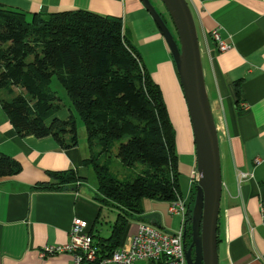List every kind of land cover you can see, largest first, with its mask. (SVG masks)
Wrapping results in <instances>:
<instances>
[{
	"label": "crops",
	"instance_id": "obj_1",
	"mask_svg": "<svg viewBox=\"0 0 264 264\" xmlns=\"http://www.w3.org/2000/svg\"><path fill=\"white\" fill-rule=\"evenodd\" d=\"M185 1L194 21L218 140V264H264L259 213V205L264 204V0ZM0 5L27 16L86 10L120 19L123 35L134 46L151 80L162 94H175L173 105L168 96L163 94V98L175 133L179 187L187 204L192 187L188 179L195 169L188 116L169 51L139 0H0ZM212 30L229 45L226 51L216 49L209 37ZM236 82L240 83L238 97L234 94ZM174 113L180 123L172 121ZM0 154L21 167L18 174L0 178V264H70L67 253L40 257V252L45 246L66 244L74 218L83 221L86 230L92 228L94 235L107 237L109 224L105 235L94 231L100 206L82 190V182L88 177L87 166L82 165L88 154L85 140L80 138L74 148L62 150L50 137H20L0 108ZM65 170H72L80 178L78 184L53 192L31 189L36 183L48 181L47 171ZM239 172L251 176L238 182ZM142 209L143 213L127 224L118 248L141 222L167 232L180 225L181 217L170 214L167 203L144 199Z\"/></svg>",
	"mask_w": 264,
	"mask_h": 264
},
{
	"label": "trees",
	"instance_id": "obj_2",
	"mask_svg": "<svg viewBox=\"0 0 264 264\" xmlns=\"http://www.w3.org/2000/svg\"><path fill=\"white\" fill-rule=\"evenodd\" d=\"M157 13L177 44L167 13ZM28 16L27 21L24 13L0 5V108L18 136L50 137L59 149H70L78 141L75 120L72 115L55 117L59 98L49 88L51 78L65 92L85 130L88 154L82 165L91 168L96 181L90 199L114 210L112 222H106V238L86 230L100 261L122 244L129 221L143 213L142 200L169 204L183 199L174 129L161 90L123 35L119 18L86 10ZM239 84L233 85L236 97ZM14 88L25 94L14 93ZM115 145L114 156L122 166H143L130 180L109 172ZM20 170L18 162L0 154V178ZM45 174L48 181L31 189L61 191L80 181L72 170ZM194 186L183 216L184 249L190 243Z\"/></svg>",
	"mask_w": 264,
	"mask_h": 264
},
{
	"label": "water",
	"instance_id": "obj_3",
	"mask_svg": "<svg viewBox=\"0 0 264 264\" xmlns=\"http://www.w3.org/2000/svg\"><path fill=\"white\" fill-rule=\"evenodd\" d=\"M159 31L174 65L190 125L195 172L190 214V243L185 264H218L217 218L221 178L217 133L205 92L194 21L185 0H159L175 32L169 29L149 0H139Z\"/></svg>",
	"mask_w": 264,
	"mask_h": 264
},
{
	"label": "built area",
	"instance_id": "obj_4",
	"mask_svg": "<svg viewBox=\"0 0 264 264\" xmlns=\"http://www.w3.org/2000/svg\"><path fill=\"white\" fill-rule=\"evenodd\" d=\"M209 37L219 52L229 48V45L220 39L216 30L210 31ZM257 162L255 161V163ZM247 175L248 177L251 176L250 173H237L236 181L245 180ZM196 178L194 169L189 177V184H194ZM184 200L180 199L168 204V212L181 217L177 230L167 232L157 229L149 223L141 222L137 225L136 231L126 239V243L103 260L96 261L94 247L86 233V224L75 218L71 221L67 233V243L59 247H43L40 257L67 253L70 257V264H136L141 261L153 264H185L183 246ZM259 213L264 231V204L259 205Z\"/></svg>",
	"mask_w": 264,
	"mask_h": 264
},
{
	"label": "rangeland",
	"instance_id": "obj_5",
	"mask_svg": "<svg viewBox=\"0 0 264 264\" xmlns=\"http://www.w3.org/2000/svg\"><path fill=\"white\" fill-rule=\"evenodd\" d=\"M150 2L152 4V6L157 11L163 12L164 8L161 5V3L159 2V0H150ZM29 18L30 17L27 16L26 20L27 21L30 20ZM49 88L59 98V102H58L59 110L55 114V117H57L59 119H65L68 115H72L74 120H75V132H76L77 139L79 140L80 138H82L83 140H85V130H84L83 123L79 119V117L77 116L76 112L73 110L65 92L59 86V84L57 83V81L55 80L54 77L51 78V80H50ZM0 93H2V92H0ZM14 93L25 94L19 88H14ZM163 94L165 96H168L170 105H173V103H174L173 97L175 96V94L174 93H163ZM163 94H162V99H163V102L165 104L166 111H167V106L165 103V99L163 98ZM0 95L2 98H4L2 96V94H0ZM173 120L176 123H180L179 115H175V113H174V115H172V121ZM115 152H116V145L111 150L110 162H109V172L113 176H115L116 178H118L120 180H122V179L130 180L136 174H138L139 171L143 168V166L139 163L135 164L131 168H127V167L122 166L120 164V162L118 161V159L114 156ZM87 169H88V177H87V180L82 182V185H83L82 190L85 191L86 193H90V195H93V194H95L96 181H95V177L92 173L91 168L88 166ZM188 181H190V180L188 179ZM182 190H183V188H182ZM95 203H97V202H95ZM98 205L100 206V209H99L98 219H97L96 223L94 224V227H95L94 231L97 230L101 234L105 235L107 233V230H108V224H106V221L111 222L113 220L114 212H112V210H110L107 206H104L101 204H98Z\"/></svg>",
	"mask_w": 264,
	"mask_h": 264
}]
</instances>
